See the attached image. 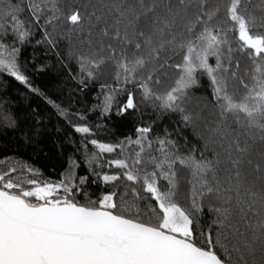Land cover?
Instances as JSON below:
<instances>
[{"label":"snow or ice","instance_id":"1","mask_svg":"<svg viewBox=\"0 0 264 264\" xmlns=\"http://www.w3.org/2000/svg\"><path fill=\"white\" fill-rule=\"evenodd\" d=\"M38 48L67 102L36 82ZM10 84L71 151L54 175L0 157V264H264V0H0V129L17 132ZM113 116L132 130L113 138Z\"/></svg>","mask_w":264,"mask_h":264},{"label":"trees","instance_id":"2","mask_svg":"<svg viewBox=\"0 0 264 264\" xmlns=\"http://www.w3.org/2000/svg\"><path fill=\"white\" fill-rule=\"evenodd\" d=\"M37 63L48 64V68L42 74L36 75L35 79L38 84L45 90H52L50 94L60 96L65 102L69 98V89L75 85L66 79L67 73L57 63L54 55H45L43 48L36 50ZM32 50L29 48L25 51L24 56L30 57ZM214 63V61H212ZM202 83H206V78H202ZM59 89L57 91L56 89ZM16 90V85L10 84L8 91L3 93L8 99L7 108L18 119L20 131L13 132L11 130L0 129V157L4 155H15L24 160L30 161L40 167L46 175H54L53 170L59 172L65 166L64 161L67 154L71 151L65 141V131H57L62 126L63 122L59 120L53 109L46 105L42 100L35 96L22 95ZM97 87L93 86L83 94L72 93L73 102L78 101V106L87 107L95 103L93 97L97 94ZM208 89L200 87L194 89L196 96L208 94ZM195 103V101H194ZM33 109H38L37 114H33ZM95 119V117H92ZM143 119L149 121L156 119L149 109ZM178 117L164 116L157 120V130H162L167 127L169 130L177 128L176 121ZM134 117H116L107 121V125L113 133V138H119L128 134L134 126ZM39 130L38 134L36 130ZM24 132L28 133V139L25 140L22 136ZM175 138L180 139L181 143L184 138H187L188 145L200 146V141L197 138V132L191 128L180 126L179 132L174 131ZM90 191L96 192L98 189L95 186L90 188Z\"/></svg>","mask_w":264,"mask_h":264}]
</instances>
